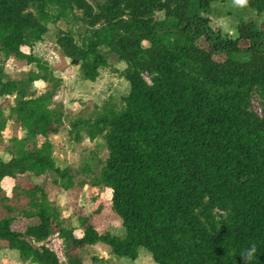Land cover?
<instances>
[{"label":"trees","instance_id":"1","mask_svg":"<svg viewBox=\"0 0 264 264\" xmlns=\"http://www.w3.org/2000/svg\"><path fill=\"white\" fill-rule=\"evenodd\" d=\"M223 1L0 0V99L13 96L0 106V146L8 126L18 131L0 157V200L8 199L1 182L10 177L18 182L12 192L27 199L19 214L36 220L17 231L14 216L0 218V242L22 264H59L56 252L40 245L53 235L68 264H81L70 252L98 243L117 258L136 259L143 247L157 264H264V30L242 18L234 36L212 27V4ZM242 4L264 12V0ZM66 10L82 13L84 31L76 37L59 29L56 44L81 79L95 81L112 56L124 63L129 84L120 105L67 120L77 139L84 133L104 141L107 156L91 180L76 181L78 170L56 165L49 136L66 125L55 100L58 81L47 62L23 50ZM11 57L36 70L9 77L4 61ZM39 80L49 86L36 94ZM255 94L261 114L252 109ZM43 173L64 189H110L124 233L99 232L91 216L80 215L76 235L32 180Z\"/></svg>","mask_w":264,"mask_h":264},{"label":"rangeland","instance_id":"2","mask_svg":"<svg viewBox=\"0 0 264 264\" xmlns=\"http://www.w3.org/2000/svg\"><path fill=\"white\" fill-rule=\"evenodd\" d=\"M96 6L102 0H87ZM53 14L57 10L51 11ZM82 13L79 10H66L56 22L49 21L48 32L42 40L35 43L32 48L23 47L26 53L40 57L48 63L51 73L58 81L55 100L63 105L65 112V124L68 119L80 116L87 117L104 104L113 103L120 105L122 98L128 93L129 84L121 75L125 65L109 56V64L99 71V76L95 81H85L79 75L78 67L70 64L69 59L64 57L56 44V34L59 29L72 30L76 37L84 31V24L81 22ZM210 25L218 28L221 32L234 36L235 27L240 18L255 21L264 30V12L258 13L245 4L232 0L215 2L212 4L210 14ZM202 46H207L204 40L199 41ZM147 45V42H144ZM215 59L222 60V55H215ZM5 62V71L9 77L21 78L24 73L36 70L34 65H28L24 61L16 60L13 57ZM147 79V77H146ZM35 93L40 94L46 90L49 83L42 80L33 84ZM13 103V96L0 99V106L7 108ZM252 109L261 114V101L258 94L252 100ZM18 133L16 128L8 126L4 130V141L0 146V157H7L4 149L9 144V138ZM22 135V132H19ZM77 139L75 134L69 133V127H65L56 134H51L49 140L52 143V155L55 163L60 168L78 170L80 174L76 176V181L86 178L91 180L95 175L96 164L103 161L107 156L104 141L101 138L90 140L84 133L79 134ZM43 138L39 137V142ZM89 171H84L85 168ZM32 180L44 187L49 200L58 206L61 216L75 227V234L80 236L81 230L78 226L80 215H89L99 232L109 231L113 234L122 235L124 233L120 218L113 212L110 206L111 190L102 187H92L88 184L84 186L75 185L69 189L55 184L48 173L32 175ZM20 182H23L20 181ZM19 182V183H20ZM12 178L3 179L1 186L7 200H0V218L7 215L15 217L12 222V229L22 231L28 224L35 223V219L22 217L19 211L26 206L27 199L12 192ZM7 206L12 208L9 212ZM98 211V212H97ZM54 250L58 256L59 264H68L65 257L62 240L57 236H50L48 240L40 243ZM5 242H0V264H22L15 251L3 248ZM76 258L81 259L82 264H157L149 251L143 247L138 249V257L130 259L127 257L117 258L110 253V248L102 243L86 246L76 253Z\"/></svg>","mask_w":264,"mask_h":264},{"label":"crops","instance_id":"3","mask_svg":"<svg viewBox=\"0 0 264 264\" xmlns=\"http://www.w3.org/2000/svg\"><path fill=\"white\" fill-rule=\"evenodd\" d=\"M7 178H9V177H5L4 179H7ZM14 185V184H13ZM84 247H86V246H82V247H80V248H78V249H75V250H73V253L72 252H70L69 254H70V256H71V258H76L77 256H76V253H78L79 251H81L82 249H84ZM111 253V252H110ZM66 257V256H65ZM79 260H81V259H79ZM81 264H82V261H81Z\"/></svg>","mask_w":264,"mask_h":264},{"label":"clouds","instance_id":"4","mask_svg":"<svg viewBox=\"0 0 264 264\" xmlns=\"http://www.w3.org/2000/svg\"><path fill=\"white\" fill-rule=\"evenodd\" d=\"M254 251H255V249L253 248L252 251L248 252L246 258L250 260L252 258V252H254Z\"/></svg>","mask_w":264,"mask_h":264},{"label":"snow or ice","instance_id":"5","mask_svg":"<svg viewBox=\"0 0 264 264\" xmlns=\"http://www.w3.org/2000/svg\"><path fill=\"white\" fill-rule=\"evenodd\" d=\"M240 2H241V3H243V2H244V0H240Z\"/></svg>","mask_w":264,"mask_h":264}]
</instances>
